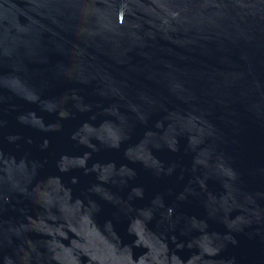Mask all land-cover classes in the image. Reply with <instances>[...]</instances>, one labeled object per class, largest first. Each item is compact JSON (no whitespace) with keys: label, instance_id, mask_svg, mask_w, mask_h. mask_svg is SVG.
Masks as SVG:
<instances>
[{"label":"water","instance_id":"95a60500","mask_svg":"<svg viewBox=\"0 0 264 264\" xmlns=\"http://www.w3.org/2000/svg\"><path fill=\"white\" fill-rule=\"evenodd\" d=\"M0 264H264V0H0Z\"/></svg>","mask_w":264,"mask_h":264}]
</instances>
